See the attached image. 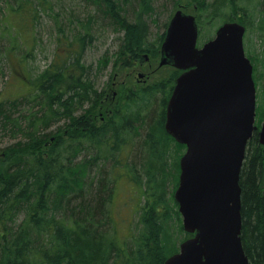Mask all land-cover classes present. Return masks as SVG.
<instances>
[{
	"label": "trees",
	"instance_id": "1",
	"mask_svg": "<svg viewBox=\"0 0 264 264\" xmlns=\"http://www.w3.org/2000/svg\"><path fill=\"white\" fill-rule=\"evenodd\" d=\"M84 1L89 5V26L101 19L122 32L117 51L122 67L133 66L153 46L160 49L165 34L159 44L149 42L150 24L144 15L152 7L147 0ZM230 1L233 3L219 0L217 9ZM139 2L142 11L135 9ZM31 3L35 1L12 0L9 7L18 13L31 10L33 19ZM44 3L41 0L39 5ZM130 14L133 17H128ZM58 57L45 73L29 82L31 92L24 100L31 106L22 115L29 124L21 128L25 139L0 152V264H164L176 249L170 247L174 230L169 219L181 216L175 198L174 212L164 198L168 179L174 180L175 188L179 183V160L175 161L176 172L167 164L168 145L175 139L165 130V121L167 102L180 71L175 69L167 81L142 91L144 97L154 96V91L165 93L159 115L140 117L133 111L135 115H125L117 109L112 119L96 125L88 114L74 115L86 102L100 99L101 93L87 81L89 73L80 65V51L73 40ZM8 102L0 99V120L3 125H16V129L20 119L12 111L20 99ZM63 117L72 119L75 131L67 138L52 140L44 131ZM135 145L146 150L140 164L149 172L141 197L131 196L134 202L139 200L142 231L127 241L116 233L111 211L117 176L108 175L103 163L109 153L121 163L116 152L128 154ZM176 145L178 151L186 148ZM134 181L142 183L138 177ZM240 185L243 246L252 262L264 264V145L258 132L248 142Z\"/></svg>",
	"mask_w": 264,
	"mask_h": 264
},
{
	"label": "rangeland",
	"instance_id": "2",
	"mask_svg": "<svg viewBox=\"0 0 264 264\" xmlns=\"http://www.w3.org/2000/svg\"><path fill=\"white\" fill-rule=\"evenodd\" d=\"M34 1L35 4L31 3V8L35 10V18L31 19V10L28 12L22 10L19 13L11 11L9 2L12 0H0V99L3 98L7 102L20 99L19 106L12 111L13 116L20 119L18 127L14 129L13 126L16 125H3L0 120V152L5 147L25 139L21 128L25 129L29 124L28 119L22 117L27 113L26 109L31 106L24 100L25 95L31 92L29 82L54 65L55 60H58V56L65 51V47L72 40L76 49L80 51V65L83 66L85 73H89L87 81L90 84L93 83L95 89L101 93L100 99L92 103L86 102L75 111L74 115L88 114L92 116L94 124L102 125L114 117L117 109L125 115L132 111L135 114L140 113V117L152 114V116H157L161 113V102L165 93L154 91V96L150 94L151 96L144 97L142 92L144 88L156 82L167 81L176 71L170 65H160V49L157 50L153 46L150 51L144 52L150 57L148 60L137 58L133 66L122 67L117 58L122 32L115 30L109 26V22L101 19L94 20L89 26V23H86L89 7L87 2L84 0H45L41 6L39 5L41 0ZM147 1L152 8L144 15V18L150 24L149 42L152 44H159L161 36L166 35L172 16L179 8H182V4L186 5L187 12L195 14L198 18L199 46L213 38L218 27L227 21H238L247 26L244 38L245 50L254 64V77L257 83L256 120L260 128L264 112V0H233V3L230 1L220 6L219 9L216 7L219 0ZM140 3L135 5L136 10L142 6ZM215 11L216 14H214ZM93 14V16L97 15V13ZM86 33L89 35L83 39ZM77 72L81 70L78 69ZM71 120L68 117L55 119L44 132H49L54 140L59 136L67 138L75 131L74 126L70 125ZM137 142L140 143V140ZM136 145L132 151H128V154L124 151L116 152L121 163L117 158H112L113 153H107L108 157L103 163L108 175L111 172L112 175L117 176L111 211L116 233L121 240L127 241L135 239L142 231V212L139 210V200L134 202L131 196L140 195L141 197L149 172L145 171L140 164L146 150L143 148L141 151L140 145ZM178 149L176 141L170 140L168 150L166 149L167 164L175 172V161L179 160L185 152V149L180 151ZM135 177L140 178L142 183H136ZM171 179H168L164 198L174 212L176 204L172 197L177 187H174V180ZM152 180H154L153 177ZM130 190L131 193H129ZM178 218L180 221L172 216L169 219L174 230V239L170 247L171 249L176 247L174 251H170L171 254L178 251L180 243L188 237L184 228V231H181L182 215ZM174 240L177 246L173 244Z\"/></svg>",
	"mask_w": 264,
	"mask_h": 264
},
{
	"label": "water",
	"instance_id": "3",
	"mask_svg": "<svg viewBox=\"0 0 264 264\" xmlns=\"http://www.w3.org/2000/svg\"><path fill=\"white\" fill-rule=\"evenodd\" d=\"M245 32L244 24L228 21L199 47L194 14L178 9L170 20L160 65L183 72L168 100L165 129L186 145L174 196L193 236L164 264H256L242 242L240 177L255 131L264 144V113L259 129Z\"/></svg>",
	"mask_w": 264,
	"mask_h": 264
},
{
	"label": "flooded vegetation",
	"instance_id": "4",
	"mask_svg": "<svg viewBox=\"0 0 264 264\" xmlns=\"http://www.w3.org/2000/svg\"><path fill=\"white\" fill-rule=\"evenodd\" d=\"M185 7H186V5H182V8L185 9ZM143 58H146V59L148 60L150 57L146 56V54L144 53V54H143Z\"/></svg>",
	"mask_w": 264,
	"mask_h": 264
}]
</instances>
